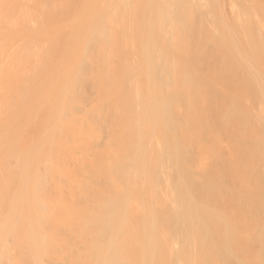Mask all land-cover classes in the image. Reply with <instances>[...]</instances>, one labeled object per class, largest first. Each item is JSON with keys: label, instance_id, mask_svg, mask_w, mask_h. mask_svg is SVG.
I'll list each match as a JSON object with an SVG mask.
<instances>
[{"label": "bare ground", "instance_id": "obj_1", "mask_svg": "<svg viewBox=\"0 0 264 264\" xmlns=\"http://www.w3.org/2000/svg\"><path fill=\"white\" fill-rule=\"evenodd\" d=\"M0 264H264V0H0Z\"/></svg>", "mask_w": 264, "mask_h": 264}]
</instances>
